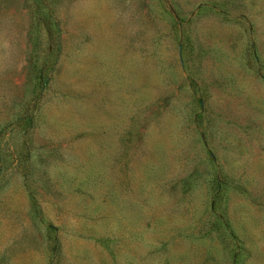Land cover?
Instances as JSON below:
<instances>
[{"label": "rangeland", "instance_id": "rangeland-1", "mask_svg": "<svg viewBox=\"0 0 264 264\" xmlns=\"http://www.w3.org/2000/svg\"><path fill=\"white\" fill-rule=\"evenodd\" d=\"M0 264H264V0H0Z\"/></svg>", "mask_w": 264, "mask_h": 264}]
</instances>
